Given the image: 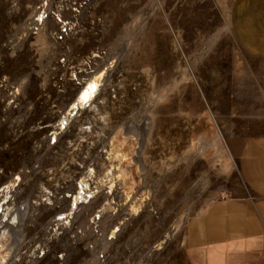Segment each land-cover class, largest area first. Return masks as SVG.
I'll use <instances>...</instances> for the list:
<instances>
[{
    "label": "rangeland",
    "instance_id": "rangeland-1",
    "mask_svg": "<svg viewBox=\"0 0 264 264\" xmlns=\"http://www.w3.org/2000/svg\"><path fill=\"white\" fill-rule=\"evenodd\" d=\"M232 4L0 0V203L23 204L0 216L24 211L18 264H189L190 217L214 199L249 196L230 142L261 131L264 59L235 39ZM108 65L98 106L59 128ZM115 139L128 160L112 153ZM83 180L79 203L96 195L73 210ZM70 209L72 225L53 230Z\"/></svg>",
    "mask_w": 264,
    "mask_h": 264
},
{
    "label": "crops",
    "instance_id": "crops-1",
    "mask_svg": "<svg viewBox=\"0 0 264 264\" xmlns=\"http://www.w3.org/2000/svg\"><path fill=\"white\" fill-rule=\"evenodd\" d=\"M231 27L244 50L264 59V0H233ZM259 123L261 131L230 142L249 196L214 199L190 217L189 264H264V120Z\"/></svg>",
    "mask_w": 264,
    "mask_h": 264
},
{
    "label": "bare ground",
    "instance_id": "bare-ground-1",
    "mask_svg": "<svg viewBox=\"0 0 264 264\" xmlns=\"http://www.w3.org/2000/svg\"><path fill=\"white\" fill-rule=\"evenodd\" d=\"M111 67L112 66L108 65V67L105 66V67L100 68L97 72H95L94 75H92L90 77V79L87 80L85 85L80 89L76 100L73 102L72 109L68 113H66L63 116H61V118H60V120L58 122V127L59 128H65L66 127V124L69 122V119H70L71 115L74 113L73 112L74 110L78 109V111H80L82 109H87V107H92L93 106L95 108V107L98 106L95 103V101L98 98V96H99L100 92L102 91L103 87L106 85L108 74H109V70H111ZM111 151H112V153H114V155L117 158H119V160L121 159V160L125 161V160L129 159L128 157L130 155L129 152L131 151V149H130V147H127V149L118 147V142L115 139V142L113 141V143H112ZM114 175H115L114 171L112 169H109L106 176H108V178H110L111 186L114 185V179H113ZM118 176L123 180L124 186L127 188V193L130 196V194L132 193L133 188H134V180H133L132 176L129 175L124 170H122ZM114 177H116V176H114ZM88 186H90V185L87 182V180H83V182L81 183L79 192L78 193L76 192L77 194H76L75 199L74 200L72 199V201H73L72 202L73 203L72 204V209L73 210H75V207L77 208V205H78L80 199L84 197L83 193L86 192V188H88ZM141 205H142V203H141ZM132 207H133V210L134 209L137 210V208H138V206L136 204H133ZM2 208L3 207H2V205L0 203V211H1ZM9 208L10 207H8L7 210H10ZM111 209H113L111 203L107 202L104 205V207H103L101 212L102 213L103 212L107 213ZM8 212H6L5 215H4V216H6V219H4V224H3L2 231L5 232L6 231L5 228H10L11 229L12 235L14 237L13 248H14V251H15L16 248L18 247V245L21 242V239L18 236V229H19V226H20L19 224H21L20 220L22 219V217L24 215V211H22V210L21 211L20 210L19 211H13V210H11L9 213ZM13 215H15V216L13 217ZM2 216H0V221L3 220ZM2 254H4V251H2ZM4 258H5V255H4Z\"/></svg>",
    "mask_w": 264,
    "mask_h": 264
},
{
    "label": "built area",
    "instance_id": "built-area-1",
    "mask_svg": "<svg viewBox=\"0 0 264 264\" xmlns=\"http://www.w3.org/2000/svg\"><path fill=\"white\" fill-rule=\"evenodd\" d=\"M20 180H21L20 175H17L15 177V179H14V182L15 181L18 182ZM80 182L78 183V191L80 190ZM10 187H11V185H8L5 188L6 189H10ZM12 188H13V186H12ZM9 191L10 190H7L5 192H9ZM95 192L96 191H93L92 192V196H89V194H86L87 198L84 199L80 203L87 204L88 202H90L91 199L96 195ZM71 195L72 194H67L66 196L67 197H71ZM1 205L3 207V211H7L8 207H12V209H14V210L16 209L17 210L23 204L20 205V206H16L15 204L9 205V204H7V202H3V203L1 202ZM4 205H5V208H4ZM77 209H76V211H77ZM76 211H72V209H70L67 212H62V213L60 212V213H58L56 215V217H55V222H57V224H56V227L57 228L56 229H53V230H57L59 228V225H62V227H65V228H69L72 225V222H73V219H74V214H75ZM14 216L15 215H13V217ZM96 217H95V219H98ZM93 220H94V218H93ZM3 224H4V220H1L0 221V245H1L0 246V264H18L21 261V257H17V255H16V252L17 251H14V248H13L14 237L12 235V232H11V229L10 228H5L6 229L5 232L2 231ZM2 251H4V254H2ZM25 253H26V250L23 252V254H25ZM4 255H5V258H4ZM65 256H66V253H63V254H60L59 255V257H60L61 260H64Z\"/></svg>",
    "mask_w": 264,
    "mask_h": 264
}]
</instances>
